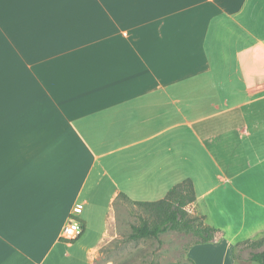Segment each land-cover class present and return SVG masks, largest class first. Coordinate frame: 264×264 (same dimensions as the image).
Returning <instances> with one entry per match:
<instances>
[{"label": "crops", "instance_id": "crops-1", "mask_svg": "<svg viewBox=\"0 0 264 264\" xmlns=\"http://www.w3.org/2000/svg\"><path fill=\"white\" fill-rule=\"evenodd\" d=\"M185 180L219 230L186 261L237 264L264 236V0H0V264H93L118 199Z\"/></svg>", "mask_w": 264, "mask_h": 264}, {"label": "rangeland", "instance_id": "rangeland-1", "mask_svg": "<svg viewBox=\"0 0 264 264\" xmlns=\"http://www.w3.org/2000/svg\"><path fill=\"white\" fill-rule=\"evenodd\" d=\"M115 209V232L113 239L108 241L100 251L95 253L93 264H167L182 263L186 261V250L192 245L191 235L168 231L159 236L160 242L154 239L130 240L133 225H139L145 218V213L130 203L127 199H118ZM195 215V214H194ZM263 238L258 237L254 241L262 239L261 244L243 246L235 250L237 257L246 259L249 252H259L263 249ZM70 254V250H66ZM81 255V254H80ZM80 259H75V264H89L82 253ZM68 264L70 260H67Z\"/></svg>", "mask_w": 264, "mask_h": 264}, {"label": "trees", "instance_id": "trees-1", "mask_svg": "<svg viewBox=\"0 0 264 264\" xmlns=\"http://www.w3.org/2000/svg\"><path fill=\"white\" fill-rule=\"evenodd\" d=\"M122 198L127 199L125 196H122ZM195 201L196 194L190 180H185L171 188L161 200L150 203L130 201V203L137 205L145 213L146 217L140 220L139 225H133L131 227V233L128 234V239L136 241L154 239L159 243V236L171 231L191 235L193 238L192 245L213 243L219 230L207 225L204 215H194L187 210V207ZM261 241L262 239L259 241L237 243L234 246L233 259L237 264H264V244L261 251L249 252L246 259L239 258L235 254L236 249H240L243 246L259 245ZM171 264L196 263L188 260L182 263Z\"/></svg>", "mask_w": 264, "mask_h": 264}, {"label": "built area", "instance_id": "built-area-1", "mask_svg": "<svg viewBox=\"0 0 264 264\" xmlns=\"http://www.w3.org/2000/svg\"><path fill=\"white\" fill-rule=\"evenodd\" d=\"M82 233H84L83 225L78 220L71 217L64 226L60 234V239L72 243L78 240Z\"/></svg>", "mask_w": 264, "mask_h": 264}]
</instances>
